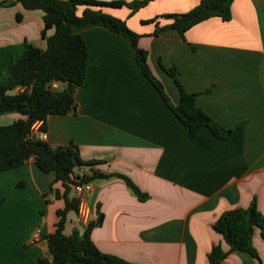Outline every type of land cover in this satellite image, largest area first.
<instances>
[{
  "label": "crops",
  "instance_id": "1",
  "mask_svg": "<svg viewBox=\"0 0 264 264\" xmlns=\"http://www.w3.org/2000/svg\"><path fill=\"white\" fill-rule=\"evenodd\" d=\"M199 2L153 0L135 13L127 6L90 7L125 20L141 35L138 46L148 51L149 67L174 105L180 92L165 68L175 66L184 89L198 93L197 105L232 129L228 139H217L203 127L189 140L182 122L139 68L130 40L88 24L73 27L88 47L87 76L75 94L77 110L48 117L47 142L58 147L73 141L82 159L96 160L83 167L85 172L124 174L149 195L141 201L119 177L92 181L90 221L100 214L103 221L91 238L101 251L137 264H212L209 253L219 245L227 252L223 264H264L260 228L253 237L260 259L229 251L213 229L225 211L248 208L254 198L264 216V0H234L229 21L212 17L184 34L169 28L155 35L156 24L144 23L187 12ZM43 29V11L27 10L19 2L0 7V83L7 81L10 61L22 56L25 40L47 48ZM22 117L0 114V126ZM54 177L41 171L33 157L0 172V264L52 260L47 236L65 205L51 190ZM52 188L64 191L60 181ZM85 226L71 211L64 232L82 233ZM37 230L40 241L30 243Z\"/></svg>",
  "mask_w": 264,
  "mask_h": 264
},
{
  "label": "trees",
  "instance_id": "2",
  "mask_svg": "<svg viewBox=\"0 0 264 264\" xmlns=\"http://www.w3.org/2000/svg\"><path fill=\"white\" fill-rule=\"evenodd\" d=\"M153 0H0V7L19 2L27 10L43 11L44 29L42 36L47 41V48L41 49L25 40L24 52L17 60H11L6 71L7 81L0 83V114L18 112L23 117L9 125L0 126V172L26 163L34 158L37 167L46 173H54V181L61 182L64 191L52 188L57 198H63L65 205L57 210L58 221L55 230L47 236L52 260L40 259V264H137L115 254L101 251L91 238L94 227L102 224L103 215L96 221H89L82 233L74 230L71 234L64 232L68 213L78 212L80 201L70 196L76 183L92 182L96 178H122L132 193L141 201L149 195L143 192L129 177L121 173H103L91 168L83 175L78 169L91 167L96 160L81 158L78 147L72 141L67 146L52 147L47 140L30 137L32 125L42 120V129L50 115H65L77 110L76 90L86 79L88 69V47L82 35L74 33V26L99 24L127 37L136 50V62L143 74L160 92L162 98L175 113L185 128L186 136L194 141L201 128H208L220 140L228 139L231 128H226L197 103V92H188L181 85L179 70L172 66L165 70L174 77L180 92V101L174 105L164 91V86L152 73L148 64V51L138 46L140 34L132 30L125 20L111 15L97 6H127L131 13L145 7ZM234 0H200L187 12L167 13L144 20L155 23V35L174 28L181 34L212 17L224 21L232 18ZM80 6H86L78 14ZM18 20L22 15L17 14ZM168 19L169 24L160 26L159 19ZM54 29L51 35L48 31ZM63 83V89H52L50 83ZM22 88L21 90H17ZM78 180V181H77ZM261 229L264 238V216L258 210L254 198L248 208H234L225 211L213 224V229L220 233L229 245V251H240L260 259L253 244L256 229ZM227 252L219 245L212 248L209 260L212 264H223Z\"/></svg>",
  "mask_w": 264,
  "mask_h": 264
},
{
  "label": "built area",
  "instance_id": "3",
  "mask_svg": "<svg viewBox=\"0 0 264 264\" xmlns=\"http://www.w3.org/2000/svg\"><path fill=\"white\" fill-rule=\"evenodd\" d=\"M58 81H53L50 83V88L57 89L58 88ZM22 89V88H21ZM18 88L17 90H21ZM43 121L38 120L36 121L31 128L30 137L33 139H41V140H47L48 139V133L46 130L42 129ZM85 173V170H79V174L83 175ZM78 181V180H77ZM73 191L75 192V196L79 199V210H78V219L80 222H83L85 225L90 221V214L91 210L87 202V195L92 191L93 184L92 182L87 183H76L72 185ZM41 239L40 230H37L34 232L30 239V243L39 242Z\"/></svg>",
  "mask_w": 264,
  "mask_h": 264
},
{
  "label": "rangeland",
  "instance_id": "4",
  "mask_svg": "<svg viewBox=\"0 0 264 264\" xmlns=\"http://www.w3.org/2000/svg\"><path fill=\"white\" fill-rule=\"evenodd\" d=\"M108 13H109V12H108ZM166 68L168 69V68H170V67H166ZM63 87H64V84H63V83H59V84H58V88H59V89H63ZM82 169H83V168H79L78 170H82Z\"/></svg>",
  "mask_w": 264,
  "mask_h": 264
}]
</instances>
